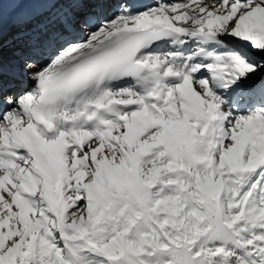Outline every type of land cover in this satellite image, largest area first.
Returning a JSON list of instances; mask_svg holds the SVG:
<instances>
[{
    "label": "snow or ice",
    "instance_id": "obj_1",
    "mask_svg": "<svg viewBox=\"0 0 264 264\" xmlns=\"http://www.w3.org/2000/svg\"><path fill=\"white\" fill-rule=\"evenodd\" d=\"M0 264H264V0H0Z\"/></svg>",
    "mask_w": 264,
    "mask_h": 264
}]
</instances>
